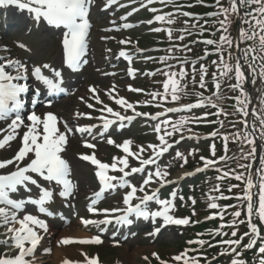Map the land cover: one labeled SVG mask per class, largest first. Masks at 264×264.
I'll list each match as a JSON object with an SVG mask.
<instances>
[{
  "label": "rangeland",
  "instance_id": "1",
  "mask_svg": "<svg viewBox=\"0 0 264 264\" xmlns=\"http://www.w3.org/2000/svg\"><path fill=\"white\" fill-rule=\"evenodd\" d=\"M107 0H93L92 7L90 8V20L93 22L96 26L94 28V34H92V37L90 38V51L88 52V55L81 61L79 64L80 66L78 67L79 70H77L76 73H70L68 70H64L61 66V50H62V34L60 33H55L49 28V24L43 20L37 22L35 19H33L31 16H27L26 13H22L20 15H23L25 20L22 24L21 27H24V25H28L27 28L22 29L17 31L18 27H15L12 25L9 29L3 30V33H0V50L2 51V54L4 57V61L12 60V61H20L23 63L28 71L27 73H31L33 75V70L35 68H40L41 69V74L42 77L45 79L52 80L57 83V85H60L61 87L64 88V90L70 89V93L67 94V97L63 101H59L56 105L53 104L50 107L48 105H45L43 108H40V111H34L36 115L40 116L41 119L44 118V116L47 113H52L56 117L61 118V121H63L66 125L67 128L72 129V132L68 134V142L67 146L65 149V158L68 162L70 173L67 179H69L72 183L73 191L71 196L68 197H61L56 200V203H51L49 202V210H53L50 212L48 211L47 213H41L38 212V208L33 207L31 208L28 213L23 212L22 218L25 215H32L42 221H44L48 227V232L47 234L48 239L46 238L45 240V250L44 248L40 252L43 257L45 256L46 258L43 260L45 261L43 264H60L63 260L68 261L69 264H85L84 261V256H88L89 258L93 257H98L99 256V262L100 264H161V262H164V264H176L177 261L173 259V257L181 255L182 250H181V243L183 241V238L188 234V229L190 227H193L190 225L186 227H182L181 225H175V224H166L165 221L163 220V217H158V219H154L152 217V213L158 212V211H163L162 205L156 203V197L150 201L148 204V207L146 208L149 210L150 216L148 219L144 218H137L136 220L131 221V227L132 229H126V226L128 225H122V224H113L112 226L102 228L101 229V234H103L102 238L103 244L102 247L99 245L96 246H80L82 249L81 251L79 250V247L77 246V243L70 244V245H59V241L65 238H70L74 240H78L77 237L79 235H88L89 237H93L96 234L99 233V230L95 228V230H91V227L89 226H82L80 224V221H78L79 217L82 218H87L89 216V211L85 209V205L87 204V197L91 195L96 187V176H95V171H93L88 165H86L85 161L80 160L79 157L83 154H89L84 151V148L82 146V142L84 139L83 137H79V134L76 132V129L79 127H83L85 125H91L94 124L95 121H92L90 123L85 119V117H82L83 115L79 114H89L92 112V109L88 107V105L91 104V95L89 93V89L93 88L97 91L98 96L100 97V94L103 93V90H107L111 86H108V84H111L113 80H120L122 79L123 75H118L116 77H112L111 79H104V76H101L104 70H109V73H111V69H113V66L110 64L111 62L114 61L115 59V54H116V44L115 41L111 40V38L114 37L113 33H109V35H106V38L102 40L100 37L101 31L105 29L104 24H101L98 26V23H101V20L99 15H98V6H102ZM224 8H227L224 6ZM185 11H188L189 15L194 16L190 12H193V10L186 8ZM4 12H6V9L2 6H0V29H2V23H3V16ZM12 12H8V15H11ZM18 12L12 13L15 14ZM166 12L162 13L161 16H164L165 19L169 18L166 17ZM171 18V17H170ZM188 21H191L193 19L191 18H186ZM22 19H20L21 21ZM171 21V22H169ZM216 21V18L215 20ZM174 21L172 20H163V21H157L155 22L151 27L146 28V31L143 32L142 34H139L137 37V41L140 43V45L143 44H148V45H153V47L147 48L151 49L150 52V59L152 62H157V63H164L166 64L167 60L170 58H173L177 52H179L181 49L184 47H187V45H195L199 46L200 44V39L191 36V37H186V35L181 32L180 30H172L169 27H172V24ZM107 27V26H106ZM207 27L205 24H198V25H192V26H187L188 30H191L192 28L196 29L198 28H205ZM127 28L120 26L119 33L120 32H127ZM155 29H160V31H155ZM141 30V29H139ZM226 32L223 30V28H220L219 31L216 33L214 32V35L220 37V36H225ZM131 35V34H129ZM182 37V38H181ZM231 40V36H230ZM232 41V46L231 50H234L233 47V39ZM246 42L245 41H242ZM21 45L23 47H21ZM220 45L219 40L216 41V48ZM243 46H246L243 44ZM140 51H143V48H140ZM195 52V54L201 53V49L199 50H192ZM225 50H221L223 52ZM149 52V53H150ZM220 52V53H221ZM185 53H188L185 51ZM182 55V54H180ZM259 55V53H257ZM219 58H223V67L225 64L229 65V61L227 57L224 54H221ZM146 59V58H145ZM147 60V59H146ZM217 62L219 60L216 58L215 59ZM247 65L251 63V60L247 58ZM214 63V62H213ZM260 61L255 64L256 68L259 70V65ZM44 65H48L47 68L44 67ZM219 69V66H217ZM169 68H166L162 70V68H159L157 70L156 74H161L164 73L165 76L167 77ZM218 73L221 72V70H218ZM250 69V68H249ZM117 71L119 69H116ZM215 70V68H214ZM55 71H59L61 75L59 77H56L54 75ZM216 71V70H215ZM13 75H15V72H12ZM149 74L144 76L142 79L143 81H153L156 80L157 77H153V70H150L148 72ZM169 77V76H168ZM232 78V77H231ZM256 78L255 75H253L252 70L250 69L249 72V80L253 81ZM260 81V79L258 78ZM226 83L222 82L223 84L229 83L230 85H226L223 87L222 90L218 91L217 95H212V99L217 102L216 107L220 109L222 113L224 112H230L232 114H235V111L237 107H240V105L237 103V98L240 99H245V96H241V90L245 93V84L243 82L242 89L237 88L233 89V85L237 84V80L234 76V83L230 81V77H226L225 79ZM245 81V80H244ZM261 82V81H260ZM221 83V85H222ZM262 87H264V83L261 82L260 84ZM69 87V88H68ZM112 88V87H111ZM230 88L231 91H235L236 94L234 96H231V92L228 90L225 91V89ZM109 91V90H107ZM196 91L194 89H187L186 85H180L179 84V89L175 93L176 96L179 97L177 100H171V97L173 95L171 91V87L169 88V91L167 93L168 99L170 101H173L175 104H186L187 102L185 99L190 98V96H195ZM122 96L128 97V94L124 91ZM263 97H264V92H263ZM262 97V98H263ZM133 102H138L141 100V98H138V96L134 95L132 97ZM152 100V99H150ZM249 105V104H248ZM227 107V109L225 108ZM42 109V110H41ZM256 113L257 110L255 109ZM192 113V112H191ZM186 116H179V117H170L168 118V124L167 127L171 129L169 132L173 133L172 136L174 137L175 135L178 136L180 133H185V132H191L194 131L192 130V126L200 127L208 129L209 126H212L210 123L212 121L204 122L206 119L199 113H193L189 114V111L185 113ZM241 114V113H240ZM259 114V113H257ZM239 116V115H238ZM242 116V114H241ZM245 117V116H242ZM13 119V118H12ZM9 121H1L0 122V139H3L4 136H6L8 133L4 131L5 129L8 128V125L11 123V120ZM59 120V119H58ZM209 120V119H207ZM239 120V119H238ZM184 121V123L181 125L180 122ZM25 124H29L30 122L27 120L26 122L24 121ZM164 122L159 123L160 127V132L158 133L156 131V128L154 129H149L147 131H142L139 134V140L134 143L135 148H143L144 152H142V157L148 156L150 152H153V149L149 147V145L153 146H158L160 144V140L158 138L164 134L166 128L164 125H162ZM204 124H209L208 126H205ZM258 126V124H256ZM142 126L149 127V124H145L143 122L138 121L135 123L134 126H132L129 130L132 131V136H128V138H133L136 133H139V130L141 129ZM156 126V125H154ZM154 126H151L153 128ZM174 126H178L179 130H175ZM60 130L62 129L61 126L59 125ZM202 129V130H205ZM27 129L25 127H21L18 129L19 135L17 138L11 142V144L4 149H0V162H3L4 160H10L12 159L14 153L19 149L21 146V139L23 133ZM125 131L123 134L119 135L120 143H124L128 131ZM148 133H154L156 136L157 140L150 141V143L143 144L144 141H146V137ZM97 133H93L92 135H96ZM197 134V133H196ZM220 134V133H219ZM199 136H208L204 134H198ZM234 135V133L232 134ZM170 136L168 135V138ZM228 139V138H227ZM113 144H109L107 146L112 145L113 147L116 145H119V142L116 140H113ZM225 139L224 137L221 139V142H224ZM108 142V141H107ZM169 142V141H167ZM105 140H99L98 143L95 145L97 153L102 159L107 160L109 163H113V158H116V153L111 150L109 151L110 148L105 146ZM185 144H188V142H184ZM264 143V142H263ZM261 143L262 146V153L264 152V145ZM252 145H247L248 148H252ZM161 148V147H159ZM225 148V146H224ZM247 148V149H248ZM177 149V148H176ZM210 150V149H209ZM245 150V149H243ZM214 151V146L212 145V150ZM225 152V150H221V153ZM178 151H170L168 155L164 157V159L161 161V163L150 170L142 172L140 175L135 177L136 182L143 183V180L148 177L149 174L154 173L157 170H163L164 172L169 173V176L171 173H173L176 170H182L184 168H193L196 166L204 165V161L198 160V158L195 156V154L189 155V153L186 154V152H181L182 154L181 157L177 156ZM202 154V151L200 152ZM248 154L241 155L240 158L244 159L243 157H248L246 160H250L253 156H249ZM124 157V155L122 156ZM32 156H28L22 164H19V166L26 165L30 162L32 159ZM219 160H221V157H218ZM186 160V162H185ZM264 161V159H263ZM135 163L132 161L129 162V168L125 170H130L132 167H135ZM264 165V163H263ZM16 165L12 167H7L5 169H0V174H4L9 171L15 170ZM239 166V165H237ZM236 166V167H237ZM146 170V169H145ZM162 172V171H161ZM234 172L237 173L239 172L238 169H234ZM184 173L183 171L181 173L175 172L171 178H166V180H178L181 176V174ZM222 174V173H221ZM202 174L198 175L199 177ZM168 176V177H169ZM204 176V175H203ZM130 180V179H129ZM153 180L156 182L154 183H149L148 185V192H151L152 185L154 186L160 184V181L156 180L155 177H153ZM188 182V179L177 181L175 183H172L170 186L165 187L163 189H160L159 192L161 196L164 194L168 193V196H172L173 189H179L182 186H184ZM50 188H47V190L52 192V196L54 200L57 198L59 195L60 187L59 185L56 184H51ZM117 185V188L122 190V187L119 186V183H115ZM240 183L235 185L236 187H232L233 190H237L238 186ZM141 186L138 187V189ZM27 188L30 190L36 189L35 185H28ZM159 188V186L157 187ZM197 189V186L193 183L190 185L189 189V197H185L183 201L182 195L180 194L178 197H176L173 201V206L177 214H175V211L173 207L169 206V212L168 215L172 217H177V219H187L189 222L191 220H199L201 217V209H195L192 207L188 201V198H191L192 200L195 196L194 192ZM55 194H54V192ZM205 193V192H204ZM39 194V193H38ZM147 194V191L144 190V192L139 191V195ZM30 197H25L23 196V201H26L28 198H32L33 200H39L35 199L33 196L35 194H30L28 193ZM40 195V194H39ZM124 195H121L120 192L116 191L111 194H109L106 197L105 202L99 206L98 208H111V209H121L124 211L126 209V205L123 203ZM160 196V197H161ZM37 197V196H35ZM202 198H204V194L201 195ZM237 197H240V195L236 196V203L235 205H239L240 202H242V199H237ZM118 198V199H116ZM213 199V198H212ZM181 201V202H180ZM258 202V199H257ZM46 202L45 204H47ZM211 204V203H210ZM27 204L23 205V208H26ZM90 206V205H87ZM46 207V206H43ZM228 208L225 207L223 210H227ZM61 210V211H60ZM257 210H258V204H257ZM46 211V210H45ZM239 211V207L236 206L233 210V213ZM63 213L62 221L60 224L54 222L52 220V214L55 216L61 215ZM77 215V216H76ZM258 224L260 225L261 232L263 231L262 235L264 238V224H261L258 220ZM226 221V223H228ZM239 225L242 223H235V225ZM189 225V223H188ZM239 228V227H238ZM237 228V229H238ZM38 229V228H37ZM159 229L157 232L156 230ZM39 232H44L42 229H38ZM198 233L199 235H202L200 232L195 231L194 235ZM206 234H209L212 240H215L217 238L214 237L216 232H211L207 231ZM207 235V236H209ZM263 242L261 243L264 244V239H262ZM185 241H188L186 238ZM199 241H202L199 238H196L193 240V243H199ZM249 242L248 238L245 237L244 240V245ZM210 242H208L205 246ZM201 244V243H199ZM204 244V243H203ZM68 246V248H67ZM194 245L189 246V248L192 250L190 252L191 257L200 258V259H208V254L209 252L200 249V247H193ZM227 247L230 249L231 247L227 245ZM234 247V246H233ZM50 249L51 252H47L46 250ZM59 249V251L57 250ZM2 250L0 249V254ZM237 252L240 253L239 256L236 255V253L232 252L231 248V255L227 257L226 255H222L221 253L218 254V257H216L219 262L217 264H231L233 259H242L245 261V264H248L249 259L254 260L255 258H249V256L246 255V251L242 247L240 250ZM83 253L84 255H81ZM229 253V254H230ZM258 253V252H257ZM91 254V255H89ZM155 254V255H153ZM224 254V253H223ZM208 256V257H207ZM145 257L147 259H145ZM159 257V259H157ZM256 258L259 259V255H255ZM151 261V262H149ZM177 264H183V260L180 262H177ZM257 264V262L255 263Z\"/></svg>",
  "mask_w": 264,
  "mask_h": 264
},
{
  "label": "snow or ice",
  "instance_id": "2",
  "mask_svg": "<svg viewBox=\"0 0 264 264\" xmlns=\"http://www.w3.org/2000/svg\"><path fill=\"white\" fill-rule=\"evenodd\" d=\"M93 2V0H0V6L7 5H15L22 10H27L30 14H32V18L37 22L43 18L49 25L54 27H63L67 31L64 34V38L62 41L63 51L65 62L68 67L72 68L74 71L78 70V66L80 63L81 57L86 53L87 44H86V36L88 34V29L90 27L87 16L89 13V5ZM117 0H107L108 5L115 4ZM153 0H148V3H152ZM220 3V0H217V4ZM243 9V12H241ZM151 11H156V9H151ZM224 15L225 19L220 21L221 27L225 32L228 31V26L231 24L230 16L236 15L238 17L242 16L241 23L247 25V28H240L239 35L241 41L245 40H255L258 41L257 46L249 47L243 50L244 58L251 56V63L248 64V67L252 70L253 75L257 76L262 83H264V0H231L229 9H221L219 13H212L210 15ZM131 15V13H129ZM185 16L189 15L188 13H184ZM156 20L163 21L165 20L164 16H157ZM171 22V21H169ZM125 28L131 27V25H124ZM111 30V29H109ZM155 31H160V29H155ZM182 38V37H181ZM220 41L223 43H227L229 47L232 46V41L228 36H221ZM206 44H214L216 43L213 40L204 41ZM120 43H125V41H120ZM222 46V45H221ZM21 47H23L21 45ZM256 53H259L257 55ZM121 56L125 55L123 52L120 53ZM231 55V54H229ZM259 60L261 63L259 65V70L254 67L256 61ZM221 62L223 63V58H221ZM45 68L48 65H44ZM15 72V75L11 74L10 71ZM28 71L27 67L21 63L20 61H12L8 60L4 62L2 58H0V121H4L9 119L13 114H15V118L11 120V123L8 125V128L5 129L8 134L0 139V149H4L9 146L12 141H14L19 135L18 129L21 127H25L27 130L23 133L21 139V147L16 152L13 159L8 161L0 162V169H5L9 165L15 164L16 170L9 174L0 175V228L6 229L4 232L0 233V236H3V239H0V244L7 246L8 252L0 254V264H32V260L38 245L40 244L42 236L36 231V229H42L45 233L48 232V227L46 223L32 215H25L23 219L17 218V212H19L23 208V201H15L9 198L10 193H15L18 189V186H26V184L37 185V181L32 179L28 173L36 174L41 177L43 180L48 182H55L56 185L62 187V191H60L59 195L61 197H68L72 194L73 185L67 176L70 173L69 165L65 159H63L60 153L64 152L68 142V134L72 132V129L67 128L65 124L66 132H61L59 127L57 126L59 123L58 118L52 114L47 113L43 119L40 116L36 115L35 112L30 114L27 117V120L30 121L29 124H25L24 120L20 116V112L24 108V103L21 100L22 94H26L29 91L28 86L25 84L14 83V81H23L27 79L25 73ZM201 71H204L203 69ZM233 71V68L229 65L225 64L222 75H226L228 72ZM235 78L237 80V84L233 85V89L240 88L242 89L243 82L245 80V73L241 71L240 61L237 60V64L235 66ZM41 69L35 68L33 70V75L38 80H41L45 85H47L53 91H62V89L58 88L57 84H54L52 80L45 79L40 75ZM131 69L129 70V75H132ZM54 75L59 77L61 73L59 71H55ZM167 75V74H166ZM177 74L172 73L171 77L163 84V88L165 94L168 93L169 88L171 86V91L173 93L172 99H179L175 93L179 89V83L175 77ZM183 77L184 73L181 72L179 74ZM201 81H203V76H201ZM252 83H256L254 79ZM203 83H201V87H203ZM219 87V85H217ZM91 91H95L94 89ZM129 91H137L136 89H129ZM153 97L155 98L157 95H161L159 93H153ZM241 96H245V93L241 90ZM97 103H101L99 98L96 100ZM211 103V101H209ZM37 101L34 99L32 101V105L35 106ZM115 103L120 105L122 108L132 109L133 105L129 104L123 98H119L115 100ZM237 103L240 105L236 110L241 113L243 116L247 117L249 115L248 104L250 103L245 99L237 98ZM262 103H264V99H262ZM51 106L50 104L48 105ZM201 103L191 104L185 107L184 110H191L192 108L202 107ZM88 107H92V105H88ZM212 107H216L213 103ZM107 113L116 117L119 121H124L125 119L131 121L134 117H124L119 112H114L112 108L106 107L104 109ZM169 112H178L181 111L179 108H170ZM257 120L260 121L261 125V135L264 136V108L261 109V113L258 115L255 110L251 113ZM84 115V114H79ZM142 114L139 112L135 113V116H141ZM91 118V117H89ZM100 119L104 120V117H100ZM151 119H157L156 116H152ZM113 123V121L104 120V128L107 129L108 126ZM168 123V121H165ZM184 121H181L182 125ZM243 123V122H242ZM246 127L248 125L246 124ZM175 130H179L178 126H174ZM77 132L80 133H89L91 134V127H79L76 129ZM156 131L160 132V127L157 125ZM173 133L167 132L166 135L171 136ZM215 135V134H213ZM239 138V137H237ZM227 140V137H224ZM249 145H252L249 156H254L256 152L255 142L251 139H248L247 135L244 137ZM159 140L161 141V145L163 147L160 148L159 151L156 150V146L149 145L150 148L153 149L156 156L162 155L164 152L168 151L171 144H168L165 141L164 136H160ZM109 144H113L114 141L109 139ZM86 148H94L93 144L85 143L83 145ZM122 152L125 153V156L122 158H113V163L111 165L100 162L95 158V155L87 156L82 155L79 157L81 160L89 161L96 167L95 175L101 185L100 190L96 192L91 200V206L88 208L89 212L95 213V204L103 197V194L106 191L114 190L117 185L113 184V181L119 180L120 187H127L131 190L125 195L123 199L124 205H126V209L124 210V214L116 218V223L127 225L130 224L131 221L128 219L129 215L135 214L137 218L143 217L144 219H148L149 213L141 208V204H144L147 201H151L156 197V192L154 191L152 195L145 194L142 198H140V204L135 206L131 205V201L136 198V192H144V187L141 186L137 189L135 186L127 183L125 177L129 176L132 173H139L144 170L145 165H150L155 163V158H149L146 160H140L141 167L139 168H131L130 172L125 171V169L129 168V163L127 157H132L133 159H139L140 153L144 152V149L141 148L139 152L134 153L131 151V141H124L122 145H118ZM33 157L25 167H20L19 162L24 161L29 155ZM214 154V152H213ZM178 157H181L182 154L177 153ZM244 159H248V157H243ZM186 162V160H185ZM205 167L211 165L213 161L205 160ZM264 163V161H262ZM120 165L121 167H118ZM245 167H250V165H246ZM203 169H197V171H202ZM109 171L112 172H120L123 175L121 177L111 176L109 175ZM167 172H161L159 170L155 171L148 175L146 179L143 180V185H148L149 183L156 182L153 180V177L156 180L160 181L163 184L166 181ZM236 180H241V176L237 175L234 177ZM38 186V185H37ZM236 187V186H233ZM257 187L254 184L251 177L247 179L246 187L244 188V195L242 197H237V199H242L247 202V214L251 217L255 214L258 217V220L261 224H264V167L260 170V182L258 184L259 192H258V210L256 209V205L253 203V195L252 189ZM231 191V188L229 189ZM175 193H173V196ZM52 196V192L49 190H41V195L39 200H29L28 203L39 204L40 212H44L45 209L43 205L50 200ZM219 199H226L227 197H218ZM156 203L162 205L163 211H158L152 213V217H163V220L166 224H175V225H187L189 220L187 219H174L172 216L168 215L169 206L171 204L168 200H156ZM211 209H216L218 205L216 203H211L209 205ZM234 207V206H233ZM121 211L119 209H114L113 212ZM107 213V210H105ZM237 219L241 216L240 211H236L232 214ZM222 218V217H221ZM82 223L87 226L89 224H109L112 223L111 220L105 219L103 221H93V220H84ZM240 223H244V221H240ZM18 225V226H17ZM230 227H235V223L233 225H229ZM249 231L244 233L239 239L234 240H224L223 243L229 245L232 248V252L236 253L237 256L240 255L237 252V249L240 248L242 241L245 237L248 238L249 242L243 245L244 250L252 249L257 245L258 239H264L260 236V230L256 223H253L251 219L248 222ZM157 232L159 229L156 230ZM220 234V233H217ZM226 235V233H225ZM232 237L237 236L236 231H232ZM73 243L78 244H101L103 241L99 238H91V239H79L74 240L70 238H65L59 241V245H70ZM193 243V242H190ZM199 243L203 244V241H199ZM234 246V247H233ZM47 252H51L50 249L46 250ZM14 253V254H13ZM258 254L260 258L257 261V264H264V244L258 247ZM81 255H84L81 253ZM155 255V254H153ZM145 259H147L145 257ZM159 259V257H157ZM173 259L177 262L183 260V264H198L197 259L195 257H187V253H182L181 255L173 257ZM85 264H98V258L88 256H84ZM64 264H69L68 261H64ZM164 264V262H161ZM231 264H245V261L242 259H233Z\"/></svg>",
  "mask_w": 264,
  "mask_h": 264
},
{
  "label": "bare ground",
  "instance_id": "3",
  "mask_svg": "<svg viewBox=\"0 0 264 264\" xmlns=\"http://www.w3.org/2000/svg\"><path fill=\"white\" fill-rule=\"evenodd\" d=\"M240 57V55L238 56ZM242 67V66H241ZM249 98L251 99V102L253 103V106H257L259 104V96H260V91H259V81L256 80V83L253 84L252 86L250 85L248 89ZM78 238H82V236H79Z\"/></svg>",
  "mask_w": 264,
  "mask_h": 264
}]
</instances>
